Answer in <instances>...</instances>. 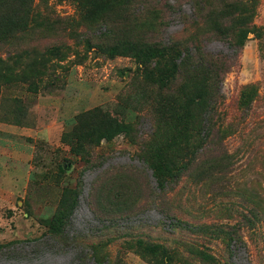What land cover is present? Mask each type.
Segmentation results:
<instances>
[{"label":"rangeland","instance_id":"1","mask_svg":"<svg viewBox=\"0 0 264 264\" xmlns=\"http://www.w3.org/2000/svg\"><path fill=\"white\" fill-rule=\"evenodd\" d=\"M110 1L32 0L29 30L0 44L2 60L41 53L40 79L25 77L19 55L0 82V264H264V0H242L255 33L222 78L219 144L201 159L215 156L162 192L142 157L169 151L160 110L181 89L196 127L203 77L157 90L108 49L186 45L203 24L170 21L163 1ZM204 50L230 54L218 42ZM55 217L68 220L61 240L49 237Z\"/></svg>","mask_w":264,"mask_h":264},{"label":"trees","instance_id":"2","mask_svg":"<svg viewBox=\"0 0 264 264\" xmlns=\"http://www.w3.org/2000/svg\"><path fill=\"white\" fill-rule=\"evenodd\" d=\"M121 1H123L121 5L132 6L133 4V7L137 8L135 0L131 3L128 0ZM160 1H163L161 7L166 13L165 18L167 17L170 21L182 18L203 24V33L198 41L184 45L176 42L174 38H168L164 43L140 49L132 48L129 44L123 46L122 49L114 45L108 49V55H130L136 63V70L140 72L142 81L157 90L168 89L183 75L186 81H189L190 77L195 74L203 77L201 84L203 86L197 94L202 109L198 124L194 129L192 128L194 131L187 125L190 101L181 89L178 93H181L183 97L178 95L177 98L168 100L160 110L165 119L161 124L164 125L162 126L164 133L162 138L168 139L169 151H162L155 146L147 152L148 156H141L147 169L150 170L156 189L162 192L167 185L174 184L182 178L193 164L196 165V170L202 173L205 169L202 163L206 164L207 160L215 156H210V159L206 160L201 159L215 151L214 146L219 144V119L216 107L223 99L220 92L222 78L235 65L247 34L255 33V31L250 25L251 12L243 7L242 0H171L170 2L169 0H157L156 3L159 5ZM183 4L190 9L189 15L181 11ZM33 8L32 0H0V44H7L6 42L14 39L15 34L29 30V15L32 14ZM211 42L225 45L230 50V54L206 52L204 44ZM48 53L56 55L53 52ZM19 55H24L26 60L23 67L26 69L25 77L32 80L41 78V53L34 57V53L26 50L13 57L7 54L3 60L0 59L1 85L10 84L11 69L7 67V63L16 64L20 59ZM28 85L35 87L37 84L30 82ZM241 90L246 91V88ZM245 97L246 95L241 94L240 101L244 102ZM247 102L249 103V100ZM245 105L246 102H244ZM158 123L160 122H155V125ZM65 221L63 217L53 218L49 227L51 239H62L63 228L68 223V220ZM183 227L190 228L188 225ZM191 229L195 228L191 227ZM204 229L206 228L203 227ZM216 229L226 239L228 245L234 246L242 243L237 229L234 232H230L232 229L230 227L223 230L218 226Z\"/></svg>","mask_w":264,"mask_h":264}]
</instances>
